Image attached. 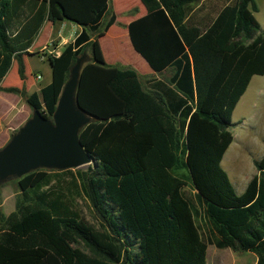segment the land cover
<instances>
[{"label": "trees", "instance_id": "16d2710c", "mask_svg": "<svg viewBox=\"0 0 264 264\" xmlns=\"http://www.w3.org/2000/svg\"><path fill=\"white\" fill-rule=\"evenodd\" d=\"M108 1L0 0V83L12 63L24 81V58L44 22L81 28L47 56L48 84L27 95L0 90L23 94L50 119L69 68L88 47L76 101L92 119L78 133L91 165L16 179L14 210L0 209V264H205L197 217L213 247L264 264V153L240 194L220 166L231 113L250 79L264 74L254 0H234L200 21L190 14L200 0H137L144 14L125 26L130 48L151 72L169 71L146 89L132 69L104 62L98 39L115 22ZM77 198L97 228L79 217Z\"/></svg>", "mask_w": 264, "mask_h": 264}, {"label": "rangeland", "instance_id": "374dc122", "mask_svg": "<svg viewBox=\"0 0 264 264\" xmlns=\"http://www.w3.org/2000/svg\"><path fill=\"white\" fill-rule=\"evenodd\" d=\"M233 1L200 0L190 6V14L194 21H200L206 17L211 18L220 7L231 4ZM254 2L257 11L253 13V17L264 32V0H254ZM108 6L115 15V22L104 36L98 39L104 62L107 66L117 69H132L136 73L141 86L145 89L146 81L154 78V75L147 73L149 69L133 53L127 37H125L127 19L131 20L142 15L143 8L137 0H110ZM45 29L46 26L40 31V38L46 36ZM74 29L73 24L62 23L59 25L58 36L63 38L72 36ZM90 37L93 38L94 35L90 34ZM57 42V40L49 41L42 51L41 56L45 60L48 55H53L57 51L55 48ZM127 50L130 53H127ZM84 53L87 55V62H89L88 47L85 48ZM28 63L31 70L29 67L25 70L26 74L21 86L14 65L9 68L2 80V86L16 87L26 95L37 92V86H42L49 81L48 66L45 62H38L35 56L29 58ZM36 76H39V78L36 79ZM166 76L167 74H164L160 78L165 80ZM15 97H17V100ZM13 100L17 103L16 109L9 112L8 106ZM30 116L31 109L25 105L23 94L19 92L0 94V148ZM230 122L228 132L231 136V142L222 156L220 166L227 174L236 194H240L247 182L256 175L253 162L259 160L264 153V74L250 79L231 113ZM184 193L192 199L193 192L189 187L184 188ZM18 194L16 179L0 184V209L4 216L14 210ZM74 208L79 217L86 223L95 228L98 227V220L86 200L83 198L75 199ZM195 224L201 229V220L198 217L195 218ZM205 261L206 264H254L255 256L248 252L232 254L228 249L223 251L209 247L206 249Z\"/></svg>", "mask_w": 264, "mask_h": 264}, {"label": "water", "instance_id": "95a60500", "mask_svg": "<svg viewBox=\"0 0 264 264\" xmlns=\"http://www.w3.org/2000/svg\"><path fill=\"white\" fill-rule=\"evenodd\" d=\"M87 62L82 52L69 68L50 119L36 109L0 148V184L35 170H83L92 164L78 133L92 121L77 105L79 71Z\"/></svg>", "mask_w": 264, "mask_h": 264}, {"label": "crops", "instance_id": "0c3cea01", "mask_svg": "<svg viewBox=\"0 0 264 264\" xmlns=\"http://www.w3.org/2000/svg\"><path fill=\"white\" fill-rule=\"evenodd\" d=\"M110 1V0H109ZM109 1H108V3H109ZM109 7V6H108ZM221 8V7H220ZM219 8V9H220ZM218 9V10H219ZM143 14H144V10H143ZM142 14V15H143ZM141 16V15H140ZM140 16H138V17H140ZM138 17H135V18H133V19H131V20H128L127 19V21H126V24L125 25H127V23L128 22H130V21H132V20H134V19H136V18H138ZM62 23H68V22H56V23H54V24H50V23H48V22H44L43 24H42V26H41V28L39 29V31H38V33H37V35L35 36V38H34V40H33V42H32V44H31V46L29 47V49L27 50V52H28V55L27 56H25V58H24V63H25V70L27 69V67H29V63H28V60H29V58H31L32 56H35L36 58H37V61L38 62H40V63H43V62H45L46 63V65L48 66V70H49V81H50V68H49V65H48V63H47V60H45V58L43 57V56H41V53H42V51L46 48V46L48 45V43H49V41H51V40H57L58 42H57V45L55 46V48H56V50L57 51H55V56H57L59 53H60V51H61V49L66 45V44H68V43H71L72 42V40L74 39V37L79 33V31H80V27L79 26H77V25H74L75 26V29H74V32L72 33V36H69V37H67V38H63L62 36H58V29H59V25L60 24H62ZM69 24V23H68ZM72 24V23H71ZM46 26V36L45 37H43L42 36V38H40L39 37V34H40V31L44 28ZM111 27V26H110ZM109 27V28H110ZM108 28V29H109ZM108 31V30H107ZM125 37H127V35H126V33H125ZM127 41H128V39H127ZM98 43H99V41H98ZM129 43V42H128ZM61 47V48H60ZM134 53V52H133ZM135 54V53H134ZM137 55V54H136ZM87 56V55H86ZM138 56V55H137ZM139 57V56H138ZM140 58V57H139ZM141 59V58H140ZM14 65V69H15V64L14 63H12L11 64V66L10 67H12ZM148 68V67H147ZM29 69H30V67H29ZM31 70V69H30ZM147 73H150V74H153L154 75V78H150V79H155V80H161V81H165L164 79H162V78H160L161 76H163L164 74H167V76H166V78H168V76H169V71H165V72H163L162 74H160V75H158V74H155V73H153V72H151L150 70L147 72ZM25 74H26V72H25ZM37 77H39V76H36V79H37ZM165 78V79H166ZM4 79V78H3ZM149 80V79H148ZM49 81L46 83V84H48L49 83ZM19 84H20V86L23 84V81L22 82H20L19 81ZM46 84H44V85H46ZM44 85H42V86H44ZM42 86H37V91H38V89L40 88V87H42ZM145 87H146V83H145ZM0 88H5L4 86H2V81H1V83H0ZM146 89V88H145ZM32 93V92H31ZM0 94L2 95V94H8V93H5L4 91H2V90H0ZM13 94H15V93H13ZM16 98V100H17V97H15ZM16 105H17V103H15V101L13 100L12 101V103H10V105L8 106L9 107V112H11L12 111V109H16ZM7 109V108H6ZM192 192V191H191ZM199 220H201L200 219V217H199ZM199 229V228H198ZM199 233H200V235H201V238H202V240L206 243V249L207 248H209V247H213L209 242H208V237L206 236V233H205V230H204V228H203V225H202V220H201V229H199ZM215 248V247H214ZM216 249V248H215ZM218 250H227V249H218ZM229 250V249H228ZM230 251V250H229ZM231 252V251H230ZM232 254H236V253H233V252H231ZM215 255V254H214ZM205 259H206V251H205ZM206 262V261H205ZM206 264V263H205Z\"/></svg>", "mask_w": 264, "mask_h": 264}, {"label": "built area", "instance_id": "2783aa9c", "mask_svg": "<svg viewBox=\"0 0 264 264\" xmlns=\"http://www.w3.org/2000/svg\"><path fill=\"white\" fill-rule=\"evenodd\" d=\"M39 77H37V79H38Z\"/></svg>", "mask_w": 264, "mask_h": 264}]
</instances>
